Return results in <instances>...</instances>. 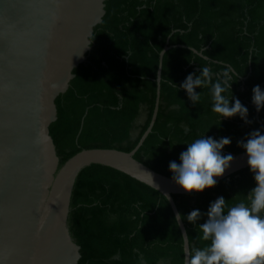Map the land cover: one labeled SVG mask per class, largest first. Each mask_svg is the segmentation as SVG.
<instances>
[{"label":"trees","instance_id":"1","mask_svg":"<svg viewBox=\"0 0 264 264\" xmlns=\"http://www.w3.org/2000/svg\"><path fill=\"white\" fill-rule=\"evenodd\" d=\"M91 40L86 60L55 100L50 135L59 167L83 149L133 150L152 118L159 54L166 45L172 47L163 57L157 119L136 159L172 177L169 163H180L181 152L197 138H230L221 154L235 155L246 151L238 141L246 142L249 133L264 134V107L258 118L252 102L254 86L264 91V0H106ZM203 67L213 83L232 69L231 88L222 94L230 106L239 99L247 107L250 123L238 114L220 118L213 112L210 86L195 89L200 100L193 105L179 85ZM143 109L146 118L133 135ZM254 186L247 167L203 192L175 194L190 246H202L196 236L207 219L202 215L194 225L186 219L190 211L206 213L220 196L234 206ZM68 228L80 247L77 264H184L182 234L165 196L108 166L80 172Z\"/></svg>","mask_w":264,"mask_h":264},{"label":"water","instance_id":"2","mask_svg":"<svg viewBox=\"0 0 264 264\" xmlns=\"http://www.w3.org/2000/svg\"><path fill=\"white\" fill-rule=\"evenodd\" d=\"M105 2L0 0V264H77L80 247L70 234L68 216L76 180L90 165L111 167L153 189L154 181L175 216L180 211L174 195L189 194L172 177L134 157L157 119L161 82L151 121L133 150L83 149L59 167L50 135L55 100L86 60ZM171 47L159 54L161 75ZM232 156L217 182L249 167L246 151ZM177 223L184 249L189 236L183 219Z\"/></svg>","mask_w":264,"mask_h":264},{"label":"clouds","instance_id":"3","mask_svg":"<svg viewBox=\"0 0 264 264\" xmlns=\"http://www.w3.org/2000/svg\"><path fill=\"white\" fill-rule=\"evenodd\" d=\"M231 71V68H227L213 83L210 69L203 67L199 75L189 74L179 87L186 90L189 100L195 105L200 100V93L195 89L210 86L213 112L219 114L220 118H231L238 114L246 123H250L247 107L239 99H235L230 106L229 97L222 94L231 88ZM162 78L157 73L156 82H161ZM252 92V102L259 111L264 107V91L256 85ZM230 143L231 139L227 137L216 140L204 136L188 143L187 149L180 154V163H169L172 179L188 193H200L214 187L216 177L223 176L234 159L231 154H221V149ZM238 146L246 150L247 164L253 173L255 186L245 200L234 206H228L226 199L220 196L210 203L206 213L196 209L187 214V221L194 225L202 215L207 219L199 224V234L196 236L202 246L185 244L184 264H264V134L259 130L253 131L248 134L246 142L238 141ZM152 186L158 189L154 181ZM182 216L177 213L175 219L179 222ZM184 236L187 237V234Z\"/></svg>","mask_w":264,"mask_h":264},{"label":"rangeland","instance_id":"4","mask_svg":"<svg viewBox=\"0 0 264 264\" xmlns=\"http://www.w3.org/2000/svg\"><path fill=\"white\" fill-rule=\"evenodd\" d=\"M145 118H146V112L143 109L141 115L139 116V118L136 121L135 128L133 130V135L137 134V132H138L141 124L144 122Z\"/></svg>","mask_w":264,"mask_h":264}]
</instances>
